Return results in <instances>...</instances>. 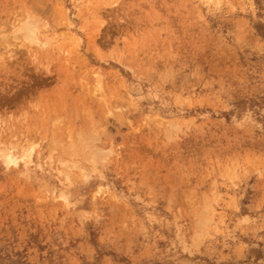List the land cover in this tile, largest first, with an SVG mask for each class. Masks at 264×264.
Here are the masks:
<instances>
[{
	"label": "rangeland",
	"instance_id": "1",
	"mask_svg": "<svg viewBox=\"0 0 264 264\" xmlns=\"http://www.w3.org/2000/svg\"><path fill=\"white\" fill-rule=\"evenodd\" d=\"M0 155V264H264V0H0Z\"/></svg>",
	"mask_w": 264,
	"mask_h": 264
},
{
	"label": "bare ground",
	"instance_id": "2",
	"mask_svg": "<svg viewBox=\"0 0 264 264\" xmlns=\"http://www.w3.org/2000/svg\"><path fill=\"white\" fill-rule=\"evenodd\" d=\"M30 28V27H29ZM29 30V29H28ZM27 30V31H28ZM32 34V33H31ZM1 156V155H0ZM4 158V162H7V163H10V162H13L14 163V160H11V158L10 157H8V156H4L3 157Z\"/></svg>",
	"mask_w": 264,
	"mask_h": 264
}]
</instances>
